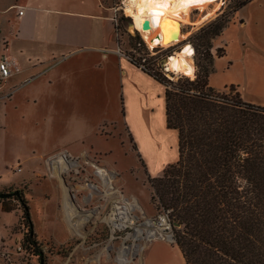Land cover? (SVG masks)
Returning <instances> with one entry per match:
<instances>
[{"label":"crops","instance_id":"obj_1","mask_svg":"<svg viewBox=\"0 0 264 264\" xmlns=\"http://www.w3.org/2000/svg\"><path fill=\"white\" fill-rule=\"evenodd\" d=\"M17 7L22 8V16H17ZM254 22L255 30L246 39L232 41L235 55L231 56L225 44L223 55L215 57L209 84L216 90L233 85L244 101L264 107V12ZM231 28L237 29L235 25ZM226 31L227 27L223 34ZM1 59L8 63L11 75L1 85L0 103L12 108H0V192L25 183L28 191L32 186L41 190L44 203L54 202L52 208L44 206L41 235L30 216L33 231L39 243L50 242L58 249L44 253V264H71L72 254L63 256V247L76 236L69 223L74 212L65 219L62 207L57 206L58 189L44 177L45 157L61 150L76 157H96L117 173L120 185V159L114 155L116 146L109 145L120 141V130L116 133L120 118L125 133L135 141V152L143 156L148 143L139 134V127H145L146 119L152 120L157 94L163 96L164 87L134 66L119 48L110 8L103 0H0ZM229 71L237 75H228ZM114 96L119 103L114 104ZM95 102H104L105 122L109 123L106 133L94 129ZM10 119L14 125L8 123ZM161 123L164 127V96ZM165 131L173 136L176 157L172 160L176 161V132ZM146 132L156 144L147 127ZM10 161L19 164L21 171H8ZM170 162L161 165L160 171ZM11 201L10 211H4L0 203V244L20 240L14 230L21 211L16 201ZM81 240L83 244L85 240ZM104 250L96 257L98 264H109ZM81 255L85 259L89 256ZM130 264H183V258L175 243L155 240L147 243L138 260Z\"/></svg>","mask_w":264,"mask_h":264},{"label":"trees","instance_id":"obj_2","mask_svg":"<svg viewBox=\"0 0 264 264\" xmlns=\"http://www.w3.org/2000/svg\"><path fill=\"white\" fill-rule=\"evenodd\" d=\"M253 1L230 0L192 35L201 58L193 79H169L158 59L126 54L164 87L165 126L176 132L177 158L147 182L151 202L179 224L174 241L183 264H264V107L244 101L233 85L222 91L209 85L212 41ZM129 40L132 47L141 44L138 34ZM130 143L136 151L131 137ZM21 188L4 189L0 193L17 194L0 203L4 211L12 210L9 200L19 203L21 244L35 264L41 259L44 264L43 244L36 240Z\"/></svg>","mask_w":264,"mask_h":264},{"label":"rangeland","instance_id":"obj_3","mask_svg":"<svg viewBox=\"0 0 264 264\" xmlns=\"http://www.w3.org/2000/svg\"><path fill=\"white\" fill-rule=\"evenodd\" d=\"M122 0H103L109 8H110V14L111 17L113 18V25L117 24V36H115V39L118 43L119 48L125 53V54H132L136 58H156L158 59V62L161 63L160 61L167 56L173 55L176 51H180L181 47L190 44L192 45L194 49V56L191 58L192 60V65L194 67V72L192 76H188L189 79H193L195 72L197 73L199 71V65H200V55L196 51L192 41L190 38L194 33H196L202 26L213 20L217 15L220 14L221 11H223L227 4L229 3L230 0H219L216 2H211V3H205L203 5L204 9H199L198 7H194L190 9L188 12V17H185V23H182L181 26V34L184 35L183 39L178 44L170 45L168 47H156V48H149L146 41L143 39V37L139 33H135L139 35V38L141 40L140 45H136L132 47V42L129 40V33H128V24L129 21L126 20V17H129L126 13V8L125 5L124 7L121 4ZM120 7V9H119ZM264 12V0H255L254 2L249 3L245 7H243L240 11H238L234 17L232 18V21L228 24L227 26V31L223 34L224 38H222V34L215 38L212 41V49L211 52L212 54L216 57L217 53L222 51L224 53L225 51V44L228 45V48H230L231 56L235 55L237 51H234L232 47L234 48V45L232 44V41L234 39L238 40H244L246 37L249 35V32H254L255 27H254V20L258 16L259 13ZM247 23L246 28L244 27V24ZM232 25L237 28L232 29ZM131 35V36H135ZM215 46V47H214ZM230 46V47H229ZM241 53H246V51H243ZM155 69V66H153ZM233 73V74H232ZM228 75H233L234 77L237 75V73L233 71H229L227 73ZM182 76H184L182 74ZM185 76V77H186ZM167 78H173L171 74L167 73L166 74ZM226 77V76H225ZM228 78V77H226ZM210 85V84H209ZM225 90V89H223ZM222 91V90H221ZM159 96V99H157V104L155 107H153V111L151 114V119H146L145 123L143 121V124L145 127L142 125L139 127V134L146 139V144L145 147L146 151L143 156L139 153V156H141L142 162H145L144 168L139 162V158L137 153L133 150L132 145L130 143V135L127 136L125 133V127H124V122L123 118H120V125H118V131L116 130V133H119L120 130V141H111L109 145H115L116 146V151H115V156H119L120 159V185L117 184V178L115 180V184L117 187L121 188L124 195H126L129 198L135 199L138 205L141 208V211L146 215V216H154L157 212H159V207L157 203L151 202L150 199V187L148 185V176L147 174L154 175L155 177L159 176L161 174L160 168L161 165H163L166 162H170L172 159L176 157V146L175 148L173 147V136L170 135V132L165 131L166 127H162L161 123V105H163V96L160 95L159 93L157 94ZM114 104L119 103V98L118 100L116 99V96L113 98ZM162 103V104H161ZM0 108L3 109L4 111L10 110L12 107L11 105L7 104L5 107L0 103ZM111 109V106H110ZM93 120H94V129H99V131L106 133L108 131V125L105 121L106 118V112L104 110V102H95L93 105ZM110 113L111 110H110ZM162 117H163V109H162ZM11 119L8 121L10 123ZM15 122H11L10 125H14ZM97 125V126H96ZM128 127V126H127ZM146 127L152 134L150 136L154 141H156V144L153 143L152 140L149 138V134L146 132ZM164 128V129H163ZM152 131L154 133H152ZM166 132V133H165ZM143 133V134H142ZM173 134V133H172ZM118 137V135H116ZM132 138V137H131ZM176 141V137H175ZM135 143V141H133ZM176 145V143H174ZM154 145V146H153ZM155 147V148H154ZM175 160H172L174 162ZM13 161H10V164ZM170 162V163H172ZM19 164H11V165H6L8 167V171L15 173L16 167ZM166 166V165H165ZM164 166V167H165ZM163 167V168H164ZM21 168V167H20ZM162 168V169H163ZM161 169V170H162ZM43 171L45 172V169L43 168ZM118 177V176H117ZM47 179V178H46ZM51 181L55 187L58 189V205H62L61 203V193H60V187L58 186V183L55 180H49ZM25 187L23 189L25 199L27 201V205L29 207V213L30 216L32 215V218L34 220V227L35 231L38 235H41V230H42V215L43 211L46 210L45 208H52L53 203L48 202L44 203L41 195V190L38 187L32 186L31 189L28 191L27 185L22 184L19 186ZM22 189V188H21ZM46 200L48 199L45 198ZM19 206V203L16 202ZM8 206L9 204H12V201L9 200L7 202ZM45 206V208H44ZM10 207V206H9ZM139 213V211H138ZM32 220V219H31ZM33 224V221H32ZM15 232L19 233L20 238H22V229L21 225L17 224L16 229L14 230ZM76 234L80 236H75L74 238L70 239L69 244L64 248L65 252L63 253V256H67L69 253L72 254V257H70V263L71 264H98L96 261V257L100 253H102L103 247L105 245L104 241L105 239H108L109 233H105L103 235H99L98 233H92V234H87L86 236L84 234H80V232L77 230ZM81 237H86L84 238L83 244H80L82 242ZM102 240V241H101ZM11 246L13 245V242H10ZM43 246L44 245H49L48 248V253H54L57 252L58 249L53 247L50 242H42ZM94 246H93V245ZM75 249V250H74ZM86 249V250H85ZM138 252L137 257L133 260V262H136L138 258L140 257V254L142 252H139L140 249H138L136 246L128 247L127 252ZM78 253L79 256H75L74 254ZM126 252V253H127ZM47 253V252H45ZM81 253H87L89 256L87 259H85V256L82 257ZM92 253L93 257H90ZM86 255V254H84ZM46 257V255H44ZM108 262L109 264H113L116 262L115 254L114 252L110 251V256H108ZM34 262V261H33ZM69 262V260H68ZM131 263V262H130ZM129 260H126L123 263L120 264H130ZM35 264V263H34Z\"/></svg>","mask_w":264,"mask_h":264},{"label":"built area","instance_id":"obj_4","mask_svg":"<svg viewBox=\"0 0 264 264\" xmlns=\"http://www.w3.org/2000/svg\"><path fill=\"white\" fill-rule=\"evenodd\" d=\"M124 1H121L123 7ZM17 9V16H22V8L17 7ZM116 29L117 24H114L115 36H117ZM137 33L140 34L138 30ZM184 46L191 47L192 58L194 56L192 45ZM117 52L120 53V50L118 49ZM159 65L162 72L171 74L173 78L182 76L179 72H169L165 64L159 63ZM10 75L8 63L1 59L0 90L1 85ZM43 164L44 177L55 180L60 187L64 218L66 219V214L72 215L74 212L71 216L72 221L69 220L74 235H78L77 230L85 236L89 233L99 235L109 233L103 249L107 256H110V251L114 252L118 264H120L117 260H120L122 248L136 246L140 249L139 252H142L144 246L151 241L175 243L174 222L169 217V211L159 209L154 216H146L138 208L136 200L124 195L122 189L116 186L117 173L98 158L88 155L76 157L66 150H61L46 156ZM15 171H21L19 165ZM48 248L49 245H44L41 248L42 253L48 252ZM136 253L138 252L126 253L125 257L129 263L137 257ZM0 264H34V262L28 251L23 248L20 238L12 246L0 244Z\"/></svg>","mask_w":264,"mask_h":264},{"label":"bare ground","instance_id":"obj_5","mask_svg":"<svg viewBox=\"0 0 264 264\" xmlns=\"http://www.w3.org/2000/svg\"><path fill=\"white\" fill-rule=\"evenodd\" d=\"M216 1L219 0H125L124 5L135 29L140 32L149 48L153 49L178 44L184 37L180 28L182 23H185V17L190 9L194 7L204 9L205 3ZM143 18L151 22L150 30L141 29ZM172 33L177 35L176 38L170 37ZM191 54L190 46H182L180 51L166 58L164 64L169 72L174 71L192 76L194 67L191 63ZM138 208L141 210L139 205ZM126 252V248L120 251V263L126 261Z\"/></svg>","mask_w":264,"mask_h":264},{"label":"water","instance_id":"obj_6","mask_svg":"<svg viewBox=\"0 0 264 264\" xmlns=\"http://www.w3.org/2000/svg\"><path fill=\"white\" fill-rule=\"evenodd\" d=\"M125 19L129 21V24H128V33L130 35H135V33L137 32V30L135 29V26H134V24L132 22V19L130 17H126ZM141 29L142 30H150L151 29V22L148 19L143 18L142 19V22H141ZM176 36L177 35L175 33H172L170 37L171 38H176ZM165 60H166V58L162 59L160 61L161 64H164ZM16 194L17 193H14V194L0 193V199L10 198V197H12V196H14ZM173 226H174V228H178L179 227V224L178 223H173ZM39 264H43V260L42 259L40 260V263Z\"/></svg>","mask_w":264,"mask_h":264}]
</instances>
